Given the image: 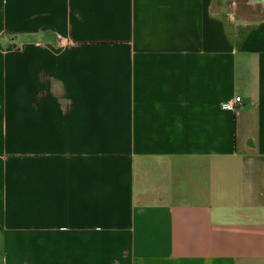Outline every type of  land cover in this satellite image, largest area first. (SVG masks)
<instances>
[{
	"label": "crops",
	"instance_id": "obj_1",
	"mask_svg": "<svg viewBox=\"0 0 264 264\" xmlns=\"http://www.w3.org/2000/svg\"><path fill=\"white\" fill-rule=\"evenodd\" d=\"M0 264H264V18L0 0Z\"/></svg>",
	"mask_w": 264,
	"mask_h": 264
},
{
	"label": "rangeland",
	"instance_id": "obj_2",
	"mask_svg": "<svg viewBox=\"0 0 264 264\" xmlns=\"http://www.w3.org/2000/svg\"><path fill=\"white\" fill-rule=\"evenodd\" d=\"M236 3V7L240 10H244L248 16L264 18V4L259 3L255 5H249L248 0H230Z\"/></svg>",
	"mask_w": 264,
	"mask_h": 264
},
{
	"label": "built area",
	"instance_id": "obj_3",
	"mask_svg": "<svg viewBox=\"0 0 264 264\" xmlns=\"http://www.w3.org/2000/svg\"><path fill=\"white\" fill-rule=\"evenodd\" d=\"M239 101H240V98L236 97L234 99V104L238 103ZM232 109H233L232 105H222V107H221V110H223V111H231Z\"/></svg>",
	"mask_w": 264,
	"mask_h": 264
},
{
	"label": "bare ground",
	"instance_id": "obj_4",
	"mask_svg": "<svg viewBox=\"0 0 264 264\" xmlns=\"http://www.w3.org/2000/svg\"><path fill=\"white\" fill-rule=\"evenodd\" d=\"M259 1H261L264 4V0H259Z\"/></svg>",
	"mask_w": 264,
	"mask_h": 264
}]
</instances>
